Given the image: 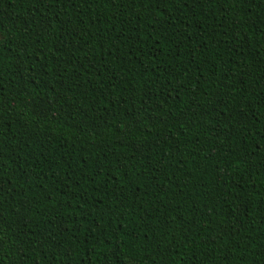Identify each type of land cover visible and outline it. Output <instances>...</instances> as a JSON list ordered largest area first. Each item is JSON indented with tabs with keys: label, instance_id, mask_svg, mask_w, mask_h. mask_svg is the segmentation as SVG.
I'll use <instances>...</instances> for the list:
<instances>
[{
	"label": "trees",
	"instance_id": "trees-1",
	"mask_svg": "<svg viewBox=\"0 0 264 264\" xmlns=\"http://www.w3.org/2000/svg\"><path fill=\"white\" fill-rule=\"evenodd\" d=\"M0 264H264V0H0Z\"/></svg>",
	"mask_w": 264,
	"mask_h": 264
}]
</instances>
